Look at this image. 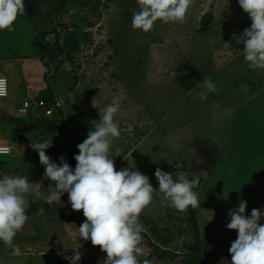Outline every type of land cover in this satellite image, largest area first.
I'll return each mask as SVG.
<instances>
[{"label":"rangeland","instance_id":"374dc122","mask_svg":"<svg viewBox=\"0 0 264 264\" xmlns=\"http://www.w3.org/2000/svg\"><path fill=\"white\" fill-rule=\"evenodd\" d=\"M212 1L238 2L194 0L184 23L157 21L145 33L131 27L136 0H24L25 14L14 30H0V62L19 67L17 82L10 78V97L0 99V146L14 147L18 164L13 165H21L37 185L29 197V220L14 238L20 254L13 255L0 241V264H49L52 256V264H71L73 249L81 252L78 264H103L106 253L80 238L82 210L71 208L67 193L61 200L53 197L55 184L45 178L39 159L31 157L38 154L31 143L44 133L32 124L57 119L58 143L66 146L62 156L74 170L77 145L109 104L120 105L115 121L121 136L113 143V150L122 151L113 157L117 171L130 166L157 190V168L174 179L179 174L200 178L194 189L200 206L194 212L191 206L174 210L162 195L144 209L141 264H231L229 248L237 231L227 228L229 211L244 200L247 216L253 208L264 212V70L248 67L243 44L236 43V55L224 56L230 51L211 32L200 33L211 29L208 17L202 28L200 15ZM245 19L248 28L252 21L248 15ZM42 77L45 88L54 90L58 110L48 119L22 110L33 96L25 88L29 92ZM205 77L217 90L202 101L197 85ZM14 116L31 125L16 126Z\"/></svg>","mask_w":264,"mask_h":264},{"label":"clouds","instance_id":"9594fccd","mask_svg":"<svg viewBox=\"0 0 264 264\" xmlns=\"http://www.w3.org/2000/svg\"><path fill=\"white\" fill-rule=\"evenodd\" d=\"M138 10L132 15L131 27L148 33L154 30L157 21L184 23L194 0H136ZM239 6L248 14L252 23L239 37L233 34L238 44H243V55L252 70H264V0H238ZM25 14L24 0H0V30H14L18 16ZM230 48L229 42H224ZM5 81L0 79V96L6 95ZM202 101L217 88L205 77L197 85ZM93 107H96L93 102ZM120 111L119 104H109L100 112L99 121H92L87 138L77 145L79 154L74 156L75 169L61 156L60 164L52 161L46 150L53 146L52 139L32 142L31 147L38 152L39 161L45 167L44 176L54 182L53 197L61 200L64 193L74 211L83 212L85 221L78 227L80 238L90 240L106 253L103 264H141L140 256L145 249L143 225L140 216L156 195L178 212H185L189 206H200L198 193L194 191L200 178L189 179L186 175H176L155 170L159 190L150 183L149 177L130 166L119 171L113 157L122 155L119 147L113 150V143L121 136L119 124L115 121ZM8 148H0V154H7ZM180 167V164L176 165ZM34 184L27 175L0 173V241L19 255L20 249L14 243L18 232L29 220L27 208ZM247 202L239 201V206L229 211V230L237 231V239L231 243L229 253L231 264H264V212L253 208L250 217L245 214ZM39 208V214H44ZM68 259L78 264L81 252L73 249ZM143 264H149L147 260Z\"/></svg>","mask_w":264,"mask_h":264},{"label":"crops","instance_id":"0c3cea01","mask_svg":"<svg viewBox=\"0 0 264 264\" xmlns=\"http://www.w3.org/2000/svg\"><path fill=\"white\" fill-rule=\"evenodd\" d=\"M230 2L231 1H226V2H214V1H212V2H210L208 4V6L206 5V7L202 10L201 15H200V23L202 24V28L204 27V22H205L207 17H208V22H210L209 26L211 24V29L210 30H205L204 29V30L200 31V29H201L200 28L199 29L200 33L207 34L208 32H211L212 35L214 36L215 40L221 42V46L224 47L223 49H226V50L230 51V52L225 51V52L221 53L224 56H228V55L229 56H234V55H236L235 49L237 47V44H236L237 42H236V40L233 39V34H236L237 37H239L240 35L243 34V30L246 28L245 24L247 23V19H245V17L248 15L247 13H245L242 10V8L239 6L238 2H232V3H230ZM220 14H223V15L220 16ZM208 22H206V23H208ZM224 42H229L231 47L230 48H226L224 46ZM221 54H219V55H221ZM16 63L17 62H13L12 63V62H9V61L8 62H6V61L5 62H0V76H6V77L9 78V80H11L10 78H12V79H14L17 82L16 75H17V73H19V67H18V65ZM42 80H43V82H42ZM14 85L16 86L17 83L14 82L13 88H14ZM44 85H45V81H44V79L42 77L40 82H38V83L34 82L32 87L30 88L29 92H28L27 88H25V92L24 93H26V94L29 93V95H33L31 97H37L39 92L41 90L45 89ZM26 94H25V96H26ZM8 97H10V94L7 97L0 98V99H6ZM4 109H10L11 110V108H4ZM22 113H23V111H22ZM25 114L27 116H29V117L32 116L28 112H25ZM15 119L24 120V122H26V123L18 122ZM45 119H48V118H45ZM51 120H56L57 121L56 128L51 129L48 126H44V123L46 121H51ZM12 122L16 126L31 125L30 122H28V120L26 118H19V117H15V116L12 118ZM38 124L41 127L38 128L34 124H32V127L36 128L37 130H40V129L43 130V132L45 134L43 133V136L40 135L41 137L37 138L36 140H34V142H42L43 140L52 139L53 146L50 147L49 149H47L46 153L48 154V152H51L52 153L51 154L52 157H54L55 159L56 158L59 159L62 156V154H64V151H63L64 148L63 147H66L65 143H64V145H61V144L58 143L59 142L58 141L59 140L58 136L62 135V132H61L60 127H59V125H60L59 121L57 119H50V120H44V121H42V122H40ZM53 132H56V133H53ZM58 144H59V146L57 148ZM9 147H10V152L9 153L0 154V162H1V164H0V173L6 172L8 168H13V171H12V173H14L13 175L18 173L20 175H27L30 178L29 174H27L24 170L21 169V165H17V166L13 165V164H18L17 163V159L18 158H16V156H12L14 147L13 146H9ZM57 152L60 153L61 156ZM6 156H11V158L10 159H6L5 158ZM19 156L23 157V155H19ZM31 157L33 159H36V158L39 159V155L38 154L37 155H31ZM4 160H10V161H9L8 164H6V161H4ZM21 163H23V162H21ZM1 167L4 168L3 172H1ZM45 204H48V203H45ZM47 235H46V238H47ZM48 236H50V235H48ZM54 258H55V256H52L50 258V260L51 259L54 260ZM50 260H48L49 264H52ZM45 264H47V263H45Z\"/></svg>","mask_w":264,"mask_h":264},{"label":"built area","instance_id":"2783aa9c","mask_svg":"<svg viewBox=\"0 0 264 264\" xmlns=\"http://www.w3.org/2000/svg\"><path fill=\"white\" fill-rule=\"evenodd\" d=\"M0 79L5 81L6 95L0 96V98L7 97L10 94V80L8 77L0 76ZM59 106V103L57 104ZM57 106L49 104L45 99H39L37 97H31L23 103L22 110L28 112L36 118H51L55 115ZM0 148H8L9 146H0ZM8 152V153H9Z\"/></svg>","mask_w":264,"mask_h":264},{"label":"trees","instance_id":"16d2710c","mask_svg":"<svg viewBox=\"0 0 264 264\" xmlns=\"http://www.w3.org/2000/svg\"><path fill=\"white\" fill-rule=\"evenodd\" d=\"M54 96H55V93H54V90L51 86H47L44 90H41L37 96V98L39 99H45L49 104H54L56 105L55 103V99H54ZM57 109L55 111V115L57 113ZM55 115L53 117H55ZM33 116V115H32ZM36 118V117H35ZM36 119H41V118H36ZM17 120L18 122H21V123H26L24 122V120H20V119H15ZM36 127H41L38 123L34 124ZM58 159V158H56ZM193 212H194V208H193ZM194 225H195V233H196V238H197V242H200V236H199V222L197 219L194 218Z\"/></svg>","mask_w":264,"mask_h":264},{"label":"water","instance_id":"95a60500","mask_svg":"<svg viewBox=\"0 0 264 264\" xmlns=\"http://www.w3.org/2000/svg\"><path fill=\"white\" fill-rule=\"evenodd\" d=\"M28 6H29V10H30V12H33L34 7H33L30 3L28 4ZM44 126H48V127L51 128V129L56 128V126H57V121H56V120L46 121V122L44 123Z\"/></svg>","mask_w":264,"mask_h":264}]
</instances>
